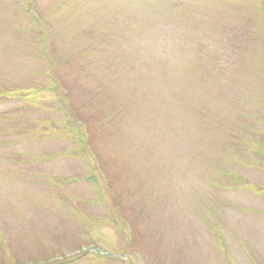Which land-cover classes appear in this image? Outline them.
Masks as SVG:
<instances>
[{
  "label": "rangeland",
  "instance_id": "1",
  "mask_svg": "<svg viewBox=\"0 0 264 264\" xmlns=\"http://www.w3.org/2000/svg\"><path fill=\"white\" fill-rule=\"evenodd\" d=\"M0 264H264V0H0Z\"/></svg>",
  "mask_w": 264,
  "mask_h": 264
}]
</instances>
